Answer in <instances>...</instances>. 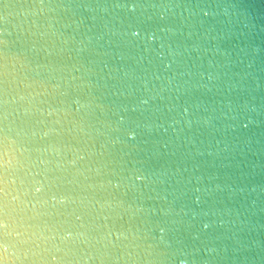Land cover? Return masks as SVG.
<instances>
[{"label":"clouds","instance_id":"9594fccd","mask_svg":"<svg viewBox=\"0 0 264 264\" xmlns=\"http://www.w3.org/2000/svg\"><path fill=\"white\" fill-rule=\"evenodd\" d=\"M0 264H264V0H0Z\"/></svg>","mask_w":264,"mask_h":264}]
</instances>
